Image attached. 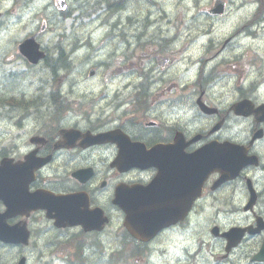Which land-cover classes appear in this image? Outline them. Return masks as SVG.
I'll list each match as a JSON object with an SVG mask.
<instances>
[{"label": "flooded vegetation", "instance_id": "flooded-vegetation-1", "mask_svg": "<svg viewBox=\"0 0 264 264\" xmlns=\"http://www.w3.org/2000/svg\"><path fill=\"white\" fill-rule=\"evenodd\" d=\"M30 2L0 0V28L8 19L20 21V5ZM210 2L224 3L225 13L258 8L238 18L244 21H224L226 65H197L196 80L186 82L166 74L180 55L216 48L202 36L220 21L194 40L183 34L186 50L178 34L146 33L151 20L138 19L134 8L141 0H66L65 11L56 9L53 16L69 20L71 31L83 30L84 21L143 29L133 72L103 66L108 84L120 74L134 76L123 89L130 92L117 93L104 113L86 94L75 96L71 78L67 91L55 79L57 72L71 76L81 49L92 59L90 35L72 38L50 64L45 48L40 64L50 83L39 76L34 86V74L14 71L12 61L3 70L8 62H2L0 106L8 109L0 117L8 130L0 147V233L15 242H0V250L12 264H264V0ZM49 6L35 16L51 21L44 17ZM160 7L155 21L165 19ZM118 26L110 24L107 37L127 48L129 61L136 43ZM58 59L64 67L53 71ZM121 109L125 115L117 114ZM132 144L145 151L144 168L123 158L140 150Z\"/></svg>", "mask_w": 264, "mask_h": 264}, {"label": "rangeland", "instance_id": "rangeland-1", "mask_svg": "<svg viewBox=\"0 0 264 264\" xmlns=\"http://www.w3.org/2000/svg\"><path fill=\"white\" fill-rule=\"evenodd\" d=\"M142 1V0H141ZM206 2L209 0H205ZM11 2V1H10ZM10 2H8V6ZM55 0H34L33 3H29L26 6L20 5L19 15L20 21H4L3 26L0 28V66L2 62L7 61L8 64L2 66L3 70L11 69L9 63L12 61L13 70H20L22 73L25 72V75L28 73L35 75V83L34 86L39 85V76L44 77L45 66L39 65L35 67H28L25 61H23L18 53L17 45L23 40L25 37L32 33H37V41L41 44L42 47L46 48L50 55H53L52 59L56 58L57 52L55 51L56 45L65 46L71 42V39L76 37L77 35L80 38H85L87 36H91L95 43L94 49L96 52L93 53L92 59L87 61L82 57V55L87 52L84 49H81L77 54L79 56L76 58L77 63L73 69V72L70 77H68L64 72H57L55 76L56 81L66 82L64 85V91H67V87H70V78L72 79L73 90L72 92L75 96H82L86 94L88 98L92 99V102L95 104V108L98 111H102L107 107V104L113 100L117 93H121V95H126L129 90H123L125 85H128L129 82L134 81V76L130 73L128 74H120L116 77V79L112 80L109 84L107 82V76L105 72V63H108L112 66L116 65L117 67H123L124 71L133 72V68H131V62L135 57H138L141 52V43L144 39H141L142 42H138L137 36L143 33L142 28H138L137 25H134L130 31L126 29V23L124 21L119 22L118 28L121 31H125L126 37H131V43L135 42L136 47L132 44V53L133 58L131 60H127L125 57L129 54L127 52V48L120 44L117 39L108 40L107 33L109 31V25L116 23L117 21H107L103 23L102 21H84L83 23H88L83 27V30L71 31L69 29V20L63 18L59 14H55L57 7L55 6ZM49 3V9L44 12V17H50L51 21H42L41 18L35 16V13L39 11V13L43 12L44 5ZM161 5L163 11L165 13V19L163 21H158L157 24L154 25L155 15H159V6ZM160 7V8H161ZM210 8L209 4H205L204 0H146L141 5L139 11L137 12V18L143 19L146 17V13L148 12L150 19L152 20V28L148 29V33L154 32L157 29H161L163 33L172 34L178 33V30L183 31L184 34L194 35L198 32L200 28L208 25L212 21H226L228 18H234L233 15L224 16L221 18H212L209 17L206 13V9ZM59 11V10H58ZM104 10H102V14ZM136 13V11H135ZM134 14V10H133ZM248 10L240 11L235 17L236 19L239 17H244L248 15ZM126 15V14H125ZM125 15L122 17V20L125 18ZM38 20V21H37ZM170 21V22H168ZM176 22L177 25L174 23ZM180 25V26H179ZM44 26L42 30L41 27ZM179 26V27H178ZM229 25H225L222 28V31L219 32L216 29V36H219L222 32L228 31ZM160 33V32H157ZM136 37V38H135ZM228 41L226 40L223 44L220 42L219 44L215 43L216 49L220 51L225 50L228 45ZM232 51H229L227 54L231 55ZM92 53V52H91ZM88 53V55H91ZM6 56L3 57L2 55ZM225 61L221 60L220 65H226L227 56H225ZM138 64V59H136ZM99 67L97 72V77L94 79H89L87 76L88 71L90 69H94ZM137 71L140 70L137 66ZM30 76V75H29ZM50 83V77H44L41 79L40 83L46 80ZM24 84L26 87V93L28 95L32 94L33 88H29V80L25 79ZM43 91L45 94L50 92V84L47 85ZM4 88L0 84V97H2L3 92H6ZM4 109H8L5 107H0V112L2 113ZM97 111V112H98ZM110 112V110H108ZM123 110H119L117 112L118 115H125L122 113ZM153 118V117H152ZM7 121L0 117V147L2 145L3 137L1 136L8 128H6ZM12 256L10 253L6 251L0 250V264H12Z\"/></svg>", "mask_w": 264, "mask_h": 264}, {"label": "water", "instance_id": "water-1", "mask_svg": "<svg viewBox=\"0 0 264 264\" xmlns=\"http://www.w3.org/2000/svg\"><path fill=\"white\" fill-rule=\"evenodd\" d=\"M30 41H31V40H30ZM24 53H26V54H27V53L31 54V55L28 56V58H29V60H30L32 63H36L37 60L43 56L42 53H39V52H37L36 54H34L33 49H29L27 52H24Z\"/></svg>", "mask_w": 264, "mask_h": 264}, {"label": "trees", "instance_id": "trees-1", "mask_svg": "<svg viewBox=\"0 0 264 264\" xmlns=\"http://www.w3.org/2000/svg\"><path fill=\"white\" fill-rule=\"evenodd\" d=\"M59 62V63H58ZM58 62H55V64L56 63H58V64H54V65H52L51 66V68L53 69V70H58V68H61V67H64V64H61V61H60V59H58ZM55 68V69H54Z\"/></svg>", "mask_w": 264, "mask_h": 264}, {"label": "bare ground", "instance_id": "bare-ground-1", "mask_svg": "<svg viewBox=\"0 0 264 264\" xmlns=\"http://www.w3.org/2000/svg\"><path fill=\"white\" fill-rule=\"evenodd\" d=\"M158 6H161L160 4H158ZM50 66H52V65H50ZM55 69V68H54ZM59 69V68H58ZM53 71H57V70H53Z\"/></svg>", "mask_w": 264, "mask_h": 264}]
</instances>
